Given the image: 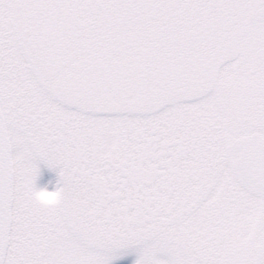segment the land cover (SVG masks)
Returning <instances> with one entry per match:
<instances>
[{
  "label": "snow or ice",
  "instance_id": "snow-or-ice-1",
  "mask_svg": "<svg viewBox=\"0 0 264 264\" xmlns=\"http://www.w3.org/2000/svg\"><path fill=\"white\" fill-rule=\"evenodd\" d=\"M130 249L264 264V0H0V264Z\"/></svg>",
  "mask_w": 264,
  "mask_h": 264
},
{
  "label": "rangeland",
  "instance_id": "rangeland-1",
  "mask_svg": "<svg viewBox=\"0 0 264 264\" xmlns=\"http://www.w3.org/2000/svg\"><path fill=\"white\" fill-rule=\"evenodd\" d=\"M59 179L60 178L57 169L49 168L47 165L40 163L39 174L36 179L37 188L47 187L49 190H51L57 186ZM136 259V250L130 249L121 257L112 260L110 264H134Z\"/></svg>",
  "mask_w": 264,
  "mask_h": 264
},
{
  "label": "clouds",
  "instance_id": "clouds-1",
  "mask_svg": "<svg viewBox=\"0 0 264 264\" xmlns=\"http://www.w3.org/2000/svg\"><path fill=\"white\" fill-rule=\"evenodd\" d=\"M33 197L41 204L53 205L60 202L63 197V190L59 184H57V186L51 190H49L47 187L36 188L33 193Z\"/></svg>",
  "mask_w": 264,
  "mask_h": 264
}]
</instances>
